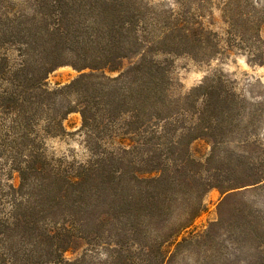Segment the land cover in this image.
Here are the masks:
<instances>
[{
    "label": "rangeland",
    "instance_id": "1",
    "mask_svg": "<svg viewBox=\"0 0 264 264\" xmlns=\"http://www.w3.org/2000/svg\"><path fill=\"white\" fill-rule=\"evenodd\" d=\"M53 1L0 0V95L8 90L6 80L14 79L27 86L39 74L35 72L39 64L37 52L47 45L42 44V29L34 22L40 14L53 15L58 11ZM64 1L72 32L78 30L85 38L103 31L93 28L91 14L103 0ZM130 1L141 15L134 27L125 30L131 41L126 49L131 51L119 62L118 70L78 71L73 66L82 64L74 59V51L79 49L72 45V53L67 45L62 57L65 63L47 75L44 93L26 90L23 101L0 98V229L10 210L9 186L18 189L20 184L16 164L37 158L51 166H77L119 144L127 148L134 145L131 135L115 137L121 134L118 122L106 124L100 130L103 136L98 137L92 127H83L81 112L100 115L101 95L107 88L99 85L97 79L119 78L142 57L162 64L166 76L164 101L174 112L187 110L186 124L200 127L213 122L220 130L204 133L188 145L186 151L192 164L180 170L191 171L186 173L190 188L173 180L168 192L169 206H162L161 219L139 217L140 242L153 247L151 255L134 246L133 235L127 230L130 223L124 229L127 253L117 260L110 258L112 235H104L99 241H82L75 249L59 254L56 242L30 238L22 242L7 229L0 237V264H256L258 257L264 255V250L257 249L264 243V44L254 42L259 36L264 43V0ZM177 13L188 22L189 54L176 47L171 34L162 36L163 26L171 24ZM217 41L218 50L213 47ZM99 46L95 50L103 45ZM227 46H231L229 51L222 53L220 49ZM177 48L178 53H172ZM248 48L255 52L254 59ZM22 64L24 70L15 74ZM90 72L93 79L89 82L79 88H67L80 75ZM125 81L123 78L119 83ZM207 85L220 88L229 96L228 108L217 115L207 114L201 104ZM4 104L11 107L5 110ZM56 124H60L61 131ZM135 142H144V137L137 136ZM149 151L153 148L140 145L129 152L125 156L126 171L131 169L129 161L145 160ZM142 164V168L150 166ZM31 180L19 190L18 198L25 197L33 187ZM243 180L250 183L233 187ZM214 183L224 189L211 188L206 192L200 199L199 215L189 226L178 230L174 238L167 239L185 212L197 204V195ZM158 246L164 257L157 253Z\"/></svg>",
    "mask_w": 264,
    "mask_h": 264
},
{
    "label": "trees",
    "instance_id": "2",
    "mask_svg": "<svg viewBox=\"0 0 264 264\" xmlns=\"http://www.w3.org/2000/svg\"><path fill=\"white\" fill-rule=\"evenodd\" d=\"M65 3L64 0H54L52 5L58 11L53 15L40 14L39 20L34 22L42 29V44L47 45L37 52L39 64L35 72L39 74L27 86L22 82L13 81L14 79L6 80L4 84L8 90L0 95L1 99L8 97L23 101L22 96L26 90L44 93L43 84L47 75L65 63L62 57L67 45H70L68 50L72 53L74 50L71 47L74 44L80 51H74V59L82 63L73 66L78 71H115L119 69V62L130 54L128 52L131 50L127 51L126 48L131 41L125 30L127 27H134L138 16L141 15L130 5V0H103L97 3L91 13L94 16L92 26L103 31L97 35L88 34L85 38L78 30L71 31L72 20L63 8ZM163 28V37L165 33L171 34L176 47H180L185 54L191 52L187 43L190 29L184 15L175 14L173 22ZM44 38L45 41H42ZM198 39L200 47L201 36ZM102 40H105V44ZM254 42L264 44L259 36H255ZM218 43L219 41L213 45L217 50ZM100 44L103 46L95 50ZM227 47L220 49L222 53L228 52L231 46ZM178 48L172 53H178ZM247 51L251 59L256 57L253 50L248 48ZM214 53L218 54L219 51ZM25 66L20 65L15 74L24 70ZM91 72L80 75L67 88L83 86V82L93 79ZM165 77L161 63L142 57L139 63L122 73L119 77L121 79H97L101 82L99 85L107 88L102 92L100 99L102 110L98 116H87L82 111L83 127H92L96 130V135L102 137L100 130L106 124L113 125L118 122L121 134L115 137L131 135L134 145L131 144L127 148L119 144L116 149L101 151L95 158L77 166H51V163L42 160L43 158V162L33 158L16 164L15 171L18 173L20 184L18 189L9 186L12 192L10 210L3 221L5 225H1L3 228L0 229V237L4 236L8 229L13 234L15 232V237L22 242L28 238L51 244L56 242L57 253L61 254L75 249L82 241H99L104 235H112L114 239L109 241L112 246L110 258L117 260L127 253L124 229L126 224L130 223L127 230L133 235L134 246L137 250L151 255L153 247L140 242L139 217H147L149 221L161 219L162 206H169L168 192L173 180L183 184L186 189L190 188L189 176L186 173L191 171L180 170L183 166L192 164L186 151L188 145L204 133L220 130L219 125H214L213 122L192 127L191 124H186L185 108L175 112L169 108L164 101ZM123 78L127 81L120 84ZM202 98L201 104L209 115L215 112L217 115L228 108L229 96L213 85L205 87ZM2 107L6 110L11 104H4ZM62 119L63 116L59 117V121ZM56 128L62 130L60 124H56ZM140 135L144 137V142H135V138ZM140 145L151 147L153 151L148 152L145 160L129 161L131 169L127 172L125 156ZM140 163L150 166L142 168ZM28 180L32 181L33 187L27 191L25 197L18 198L17 193ZM247 183L250 181H239L233 187L238 188ZM217 185L214 183L203 188L197 195V204L189 212H185L178 228L167 239L174 238L178 230L189 226L199 215L202 211L200 199L206 192L211 188L224 189ZM257 249L263 251L264 243ZM157 253L163 254L164 257L159 246ZM256 264H264V255L258 257Z\"/></svg>",
    "mask_w": 264,
    "mask_h": 264
}]
</instances>
